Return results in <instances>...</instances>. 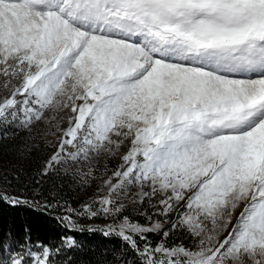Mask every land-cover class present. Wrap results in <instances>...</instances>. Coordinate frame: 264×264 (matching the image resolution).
<instances>
[{
  "label": "snow or ice",
  "instance_id": "obj_1",
  "mask_svg": "<svg viewBox=\"0 0 264 264\" xmlns=\"http://www.w3.org/2000/svg\"><path fill=\"white\" fill-rule=\"evenodd\" d=\"M0 77V140L55 129L36 194L60 170L102 180L79 207L43 205L70 232L122 241L96 264H264V0H0ZM105 153L121 162L96 177ZM145 202L143 223L124 215ZM69 250L84 245L25 229L0 237V264H72Z\"/></svg>",
  "mask_w": 264,
  "mask_h": 264
},
{
  "label": "trees",
  "instance_id": "obj_2",
  "mask_svg": "<svg viewBox=\"0 0 264 264\" xmlns=\"http://www.w3.org/2000/svg\"><path fill=\"white\" fill-rule=\"evenodd\" d=\"M27 139L26 133L20 131L14 138L0 140V193L19 194L29 200L35 199L39 203L38 206H12L0 201V237L11 233L18 241L23 242L25 229H28L32 241L58 244L62 235H71L78 243L84 245L83 251L69 250L64 254L71 259L72 264H96L97 261H103L105 258L110 260V254L101 255L102 250L120 247L121 240L115 237L106 238L100 232H70L55 218L57 212L43 206L46 202H51L53 197L67 201L73 207H79L84 202L86 189L73 182L71 176L64 175L60 171L59 176L42 178L40 193L33 195L37 185L33 184L32 180L40 171L49 151L40 141ZM106 161L108 166L115 167L111 160ZM132 220L144 222L141 215L133 216ZM79 222L90 226L91 220L80 218ZM181 240L186 244L192 242L189 237L179 232L171 237L170 242L179 243Z\"/></svg>",
  "mask_w": 264,
  "mask_h": 264
},
{
  "label": "rangeland",
  "instance_id": "obj_3",
  "mask_svg": "<svg viewBox=\"0 0 264 264\" xmlns=\"http://www.w3.org/2000/svg\"><path fill=\"white\" fill-rule=\"evenodd\" d=\"M3 78L0 77V81H2ZM0 92H2V90H0ZM66 126V125H64ZM55 131V129H51L50 130V125L45 124L44 122H39L35 125H33L31 127V130H25L24 132L26 133V137H28L27 140L32 139L34 141H40L41 144L49 151L48 152V156L51 154V152L53 151V148L51 146V144L49 143L50 141L55 142V137H53L51 135V132ZM57 136L60 135L59 132L56 133ZM25 137V135H24ZM127 151V146L122 147L121 148V152ZM47 156V157H48ZM109 159L111 160L112 163L115 164V167L112 168L111 166H108V169H115L117 167V165L121 162L119 159V156H109L108 154H102L99 158L98 161H96L98 170H94V175L96 177H100L101 174L104 172V165L107 164L106 160ZM45 162V161H44ZM12 163H9V165H11ZM44 164V163H43ZM61 172H63V170H60ZM70 176V175H69ZM72 178V177H71ZM92 184H90L88 187H83L84 189H86V196L84 198V202L91 199L93 197V194L96 192V189L98 187L99 184L102 183V180L97 178V179H93L91 180ZM77 183V182H76ZM79 184V183H77ZM83 189V190H84ZM107 190L105 189V192ZM138 189H132V192L135 193L137 192ZM36 194V189L33 190V195ZM148 207L147 202H145V204L141 207V206H136V205H132V204H128L126 211L124 212V215H128L131 217L135 216V215H141V212H143L146 208ZM243 205H241L240 208H238L236 210V212L233 214L232 217V224L229 225V231L231 230L232 226L236 223L237 217L240 214V211L242 210ZM142 216V215H141ZM144 220V219H143ZM112 223L111 219H104V218H94L93 220L91 219V223L90 226L92 227H96V228H103L105 225ZM224 235H227V232L224 233Z\"/></svg>",
  "mask_w": 264,
  "mask_h": 264
}]
</instances>
